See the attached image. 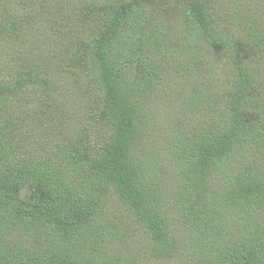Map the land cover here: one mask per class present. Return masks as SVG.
Masks as SVG:
<instances>
[{"label": "trees", "instance_id": "1", "mask_svg": "<svg viewBox=\"0 0 264 264\" xmlns=\"http://www.w3.org/2000/svg\"><path fill=\"white\" fill-rule=\"evenodd\" d=\"M0 264H264V0H0Z\"/></svg>", "mask_w": 264, "mask_h": 264}, {"label": "rangeland", "instance_id": "2", "mask_svg": "<svg viewBox=\"0 0 264 264\" xmlns=\"http://www.w3.org/2000/svg\"><path fill=\"white\" fill-rule=\"evenodd\" d=\"M153 19L155 22L159 23L160 25L165 24L168 20L167 17L161 16V14L154 15ZM181 47H184V46L180 45L179 48H181ZM179 48H175L173 46H168L167 47V54L172 55V53L175 52L174 56H177L179 54V52L176 50H178ZM165 57L170 59V57H168V56H165ZM193 73H195V72H193ZM212 77L214 78V75ZM207 79L208 78L191 76L189 78V80L187 81L186 86H190V85L194 84L200 89L202 86H204V82ZM166 80H168V81H166V87L168 89H170L172 91H178V89H179L178 81H175V80L170 81V80H172L171 78H167ZM164 84H165V82L163 83V86H164ZM200 90H202V89H200ZM153 102H154L153 107L157 108V111H159L162 114L161 119L158 120L159 124H162L165 117H167L172 112V109H173L172 104L173 103L170 99H167L164 102H163V100H160V101L157 100V102L156 101H153ZM156 124H157V122H156Z\"/></svg>", "mask_w": 264, "mask_h": 264}]
</instances>
